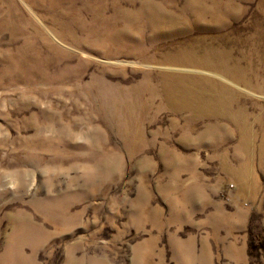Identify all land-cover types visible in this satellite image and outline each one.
I'll list each match as a JSON object with an SVG mask.
<instances>
[{
  "label": "rangeland",
  "instance_id": "rangeland-1",
  "mask_svg": "<svg viewBox=\"0 0 264 264\" xmlns=\"http://www.w3.org/2000/svg\"><path fill=\"white\" fill-rule=\"evenodd\" d=\"M0 264H264V0H0Z\"/></svg>",
  "mask_w": 264,
  "mask_h": 264
},
{
  "label": "bare ground",
  "instance_id": "bare-ground-1",
  "mask_svg": "<svg viewBox=\"0 0 264 264\" xmlns=\"http://www.w3.org/2000/svg\"><path fill=\"white\" fill-rule=\"evenodd\" d=\"M39 3H40V0H39ZM149 19H152V24H154L153 27H155L153 29L154 30L153 33L158 34L160 33L159 29H162V27H160V22L166 19H170V18H169V14L166 15V14H162L161 12L159 14V12L152 11V14L150 13L149 15ZM172 24L173 23H171V25ZM185 27L187 28V26H184V28ZM181 30L182 29L180 28V29H177V32L174 31L175 35H179L180 34L179 31ZM187 44H189V46L188 47L183 46L184 47L183 51L180 49H177L178 50L177 54L174 57H172L169 61H172L177 64H182V65H191V66H196V67H203V68L218 70V71H221L229 75H235L239 73L238 72L239 66H237L236 64L233 66L229 65L228 61L230 58H229V52L227 50L225 51V49L223 48H217L218 46L216 45H210L209 48L204 47L202 49L201 45L203 44L201 42V39L199 38L198 40L194 42H192L191 40ZM195 81L201 83V78H198ZM180 93L182 95L184 94L189 95L192 93V91L187 88H183V90H181ZM199 97L200 95L197 96V98ZM197 102L201 103V97L197 100ZM29 234L30 233H28L27 229L23 228L19 233H17V236L19 238H23V237L29 236Z\"/></svg>",
  "mask_w": 264,
  "mask_h": 264
}]
</instances>
